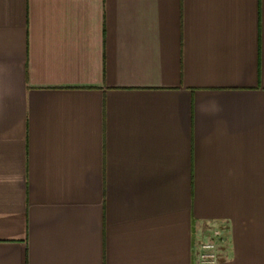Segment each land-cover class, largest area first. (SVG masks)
<instances>
[{"label":"crops","instance_id":"obj_1","mask_svg":"<svg viewBox=\"0 0 264 264\" xmlns=\"http://www.w3.org/2000/svg\"><path fill=\"white\" fill-rule=\"evenodd\" d=\"M264 264V0H0V264Z\"/></svg>","mask_w":264,"mask_h":264},{"label":"built area","instance_id":"obj_2","mask_svg":"<svg viewBox=\"0 0 264 264\" xmlns=\"http://www.w3.org/2000/svg\"><path fill=\"white\" fill-rule=\"evenodd\" d=\"M225 227H217L210 231L205 240L197 244V264H217L221 257V248L226 243Z\"/></svg>","mask_w":264,"mask_h":264}]
</instances>
